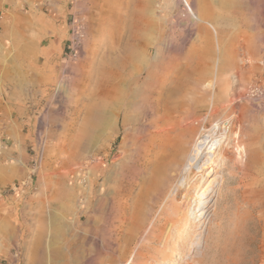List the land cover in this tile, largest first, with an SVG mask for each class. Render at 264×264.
<instances>
[{"label":"rangeland","instance_id":"1","mask_svg":"<svg viewBox=\"0 0 264 264\" xmlns=\"http://www.w3.org/2000/svg\"><path fill=\"white\" fill-rule=\"evenodd\" d=\"M190 7L219 28L218 38L194 20ZM135 40L148 43L154 56L162 45L166 56L170 50L179 58L178 75L195 79L189 89L202 107L216 97L211 120L239 115L246 121L248 138L237 148L232 136L221 167L226 186L207 226L209 253L195 260L264 264V0H0V264H35L36 255L40 264L129 259L135 246L127 231L111 232L99 217L86 222L82 180L87 143L96 136L97 79L116 68L120 45ZM213 79L215 90L207 91ZM252 87L258 92L251 94ZM121 141L119 134L100 155L93 148L92 167L104 156L113 166ZM75 153L81 167L73 190L68 159ZM40 234L44 250L35 253ZM176 235L167 247L153 242L154 249L142 248V258L181 264L184 252L172 248ZM54 236L53 248L46 247Z\"/></svg>","mask_w":264,"mask_h":264},{"label":"bare ground","instance_id":"2","mask_svg":"<svg viewBox=\"0 0 264 264\" xmlns=\"http://www.w3.org/2000/svg\"><path fill=\"white\" fill-rule=\"evenodd\" d=\"M190 12L196 22L210 26L218 38L219 28L215 24L196 17L191 7ZM150 33L151 39L152 30ZM147 44L138 40L121 44L114 62L116 68L105 70L97 79L101 101L91 126L96 136L89 137L86 147V174L82 180L84 214L87 223L99 217L111 232L130 234L133 252L126 262L117 264H153V259L142 258V248L154 249L153 242H164L165 246L173 231L177 232L173 253L184 252L181 264H189L188 261L201 264L195 259L209 253L207 226L225 192L221 171L227 160L225 153L232 136L237 140V148L247 137L246 121L239 115L222 122L211 120L217 111L216 97L213 95L210 104L202 107V100L189 89L197 83L195 79L183 80L178 75L183 68L179 58L170 50L166 56L162 45L155 47L154 56ZM215 85V79L207 83V91H214ZM254 89H250L251 94L258 92ZM204 108L208 115H201ZM119 134L122 141L113 166L107 167L109 156H104L94 158L97 164L92 167L94 150H99L100 155ZM96 145H101V149ZM68 164L74 180L71 188L75 190L81 167L77 153L68 159ZM59 178L63 181L61 175ZM99 186L101 190H97ZM61 194L59 188L58 195ZM188 200L194 205L183 210ZM56 218H50L52 225L56 224ZM35 240L34 250L38 253L44 245V235H37ZM56 240L55 236L47 240L46 247ZM41 256L44 257L42 253ZM37 259L35 264H40Z\"/></svg>","mask_w":264,"mask_h":264},{"label":"built area","instance_id":"3","mask_svg":"<svg viewBox=\"0 0 264 264\" xmlns=\"http://www.w3.org/2000/svg\"><path fill=\"white\" fill-rule=\"evenodd\" d=\"M80 38L81 37L79 35L74 38V40H73L74 47H77L78 46V44L80 43V40H81Z\"/></svg>","mask_w":264,"mask_h":264}]
</instances>
